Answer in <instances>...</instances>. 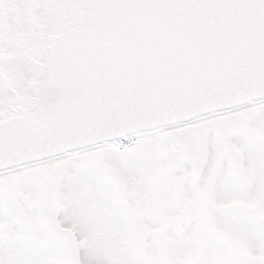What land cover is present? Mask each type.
Masks as SVG:
<instances>
[{"label":"snow or ice","instance_id":"obj_1","mask_svg":"<svg viewBox=\"0 0 264 264\" xmlns=\"http://www.w3.org/2000/svg\"><path fill=\"white\" fill-rule=\"evenodd\" d=\"M0 264H264V0H0Z\"/></svg>","mask_w":264,"mask_h":264}]
</instances>
